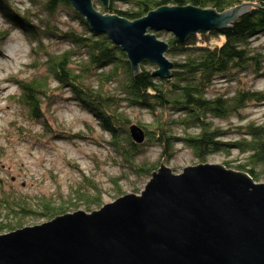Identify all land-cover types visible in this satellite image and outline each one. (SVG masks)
Instances as JSON below:
<instances>
[{
	"label": "trees",
	"instance_id": "16d2710c",
	"mask_svg": "<svg viewBox=\"0 0 264 264\" xmlns=\"http://www.w3.org/2000/svg\"><path fill=\"white\" fill-rule=\"evenodd\" d=\"M4 1V0H3ZM0 0V13L11 26H20L27 37L36 42L32 49L33 67L38 71L34 78L16 82L18 88L17 102L26 107L32 120L41 118L42 99L51 98L49 76L60 88L67 89L73 100L91 113L102 132L108 134L107 145L118 157L119 163L131 170L138 177L150 178L161 162H166L173 154L176 144H182L191 151L199 163L214 154L230 156L237 152L243 157V163L227 168L244 171L255 182L259 167L264 168V123L246 121L233 127L222 128L214 123L218 119L231 116L239 117L241 111L250 104L264 103V91H252L238 87L231 95L208 96L213 82L222 80H239L236 73L248 70L255 76L263 73V58L250 47V39L264 34V0H109L107 7L101 5L105 14H113L133 21L142 18L149 11L161 6H186L212 8L223 12L241 4L251 7L228 28L206 31L187 38L184 43L173 36H167L166 57L173 60L169 79L152 75L142 63L139 72L133 75L125 54L114 47L102 34L90 31L82 17L75 13L64 0H47L45 10L53 16L58 9H64L72 20L78 22L82 34L74 30L66 33L56 31L53 26H32L28 19L17 14L7 1ZM131 5L130 9L120 10L116 2ZM30 4H36L29 0ZM157 37L161 33L156 34ZM64 41L87 60L78 65L72 62V52L59 55H46L43 39ZM45 56L41 61V56ZM41 70V71H40ZM94 76L96 86L88 84ZM118 82V93H109L102 88L107 83ZM120 95L121 97H119ZM50 100V99H49ZM139 107L146 109L153 117L147 124H138L146 139L143 144L132 142L128 134L131 125L122 108ZM165 112V113H164ZM164 114V115H163ZM167 114V116H165ZM137 126V125H136ZM180 129V134L175 131ZM233 136V137H232ZM157 146L161 149L159 161L155 164L137 163L143 153V147ZM88 182L90 193L79 188L78 198L85 206H101V193ZM67 214L64 205L41 203L35 209L28 198L23 195L0 196V234L25 227V219L38 217L49 221L56 216Z\"/></svg>",
	"mask_w": 264,
	"mask_h": 264
},
{
	"label": "water",
	"instance_id": "95a60500",
	"mask_svg": "<svg viewBox=\"0 0 264 264\" xmlns=\"http://www.w3.org/2000/svg\"><path fill=\"white\" fill-rule=\"evenodd\" d=\"M88 28L126 56L133 75L148 62L169 79L168 45L150 32L189 36L228 28L247 12L241 4L212 8L161 6L128 21L94 10L91 0H64ZM107 6L109 0H99ZM132 142L144 133L130 125ZM0 264H264V183L218 164L174 173L164 164L139 194H125L89 213L75 211L0 235Z\"/></svg>",
	"mask_w": 264,
	"mask_h": 264
},
{
	"label": "rangeland",
	"instance_id": "374dc122",
	"mask_svg": "<svg viewBox=\"0 0 264 264\" xmlns=\"http://www.w3.org/2000/svg\"><path fill=\"white\" fill-rule=\"evenodd\" d=\"M4 1H7L17 14L28 19L32 26L44 27L47 22L60 33H66L70 29L78 34L83 32L78 22L72 20L64 9H57L53 16H48L44 8L47 0H33L36 3L33 5L29 0ZM91 3L95 11L103 15H113L105 14L101 10L102 3L99 0H91ZM115 4L120 10L132 7L121 1ZM71 9L73 10L72 7ZM148 33L156 37V34L161 33L157 39L163 42L167 36H173L164 31ZM42 44L46 55L55 56L72 52V62L76 65L87 60L85 55L79 54L81 53L79 50L64 41L43 39ZM36 45V42L24 34L20 26H11L0 13V89H3L0 92V196L14 192L15 195L27 197L35 209H40L41 203H52L64 205L67 213L75 211L89 213L125 194H139L148 181L147 177H138L119 163L118 157L106 143L109 139L108 134L100 130L94 116L84 110L79 102L73 100L70 92L60 88L50 76L49 85L53 92L50 93V100L42 99L41 118L32 120L28 109L17 102L19 92L16 82L38 75L32 64V49H35ZM249 45L263 58V74L255 76L248 70H241L236 73L238 81L218 78L208 90L209 97L231 95L238 87L264 91V34L251 38ZM44 57L41 56V61ZM166 58L170 62L173 60L170 57ZM145 63L148 64L145 65L147 70H156L155 65ZM95 80L92 76L88 84L95 87L97 85ZM116 83L119 84L117 81L107 83L102 90L117 94L119 91ZM121 110L126 113L131 125L147 124L153 120L152 115L143 108L124 107ZM240 116L244 120L231 116L215 120L214 123L222 128L251 120L264 123V103L248 105L241 111ZM175 132L180 134V129ZM142 151L137 159L138 164L158 163L161 151L159 147L147 146L143 147ZM223 161L235 166L243 163V157L237 152L225 157L223 154H217L208 157L205 163L221 164ZM198 163L190 150L182 144H176L171 157L160 164H164L174 173H180L183 168ZM257 175L260 178L257 183H264V168L259 167ZM87 181L100 190V207L93 205L87 208L83 200L78 198L76 192L79 188L85 187L87 189L85 191L91 194L89 187H86L89 185ZM23 223L25 227H32L45 221L31 217L25 219Z\"/></svg>",
	"mask_w": 264,
	"mask_h": 264
},
{
	"label": "bare ground",
	"instance_id": "6f19581e",
	"mask_svg": "<svg viewBox=\"0 0 264 264\" xmlns=\"http://www.w3.org/2000/svg\"><path fill=\"white\" fill-rule=\"evenodd\" d=\"M142 64V63H141ZM155 70H153L152 72H154ZM153 76H156V75H154V74H152ZM156 77H158V76H156ZM171 77V76H170ZM158 78H160V77H158ZM3 89H0V92L2 91ZM140 128V127H139ZM214 155H217V154H214ZM213 156V155H212ZM211 157V156H210ZM218 165H222V166H224L222 163L221 164H218ZM225 167V166H224ZM225 168H227V167H225ZM228 169H231V170H234V169H232V168H228ZM234 171H238V170H234ZM242 172H244V171H242ZM22 228H24V227H22ZM22 228H20V229H22ZM17 230H19V229H17ZM16 231V230H15ZM11 232H13V231H11ZM9 233V232H8ZM4 234H6V233H3V234H0V235H4Z\"/></svg>",
	"mask_w": 264,
	"mask_h": 264
}]
</instances>
